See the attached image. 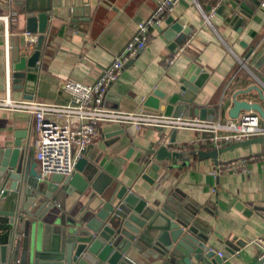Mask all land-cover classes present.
<instances>
[{"label":"crops","instance_id":"obj_1","mask_svg":"<svg viewBox=\"0 0 264 264\" xmlns=\"http://www.w3.org/2000/svg\"><path fill=\"white\" fill-rule=\"evenodd\" d=\"M54 1L56 7L52 6L35 72L28 84L21 80L24 89H17L12 81L11 65L25 33L26 16L37 14V11L31 12L32 8H45L47 3L0 0V17L13 18L16 14V20L9 23L7 30L0 20V98L5 97L8 63L12 100L66 104L69 97L63 93L61 85L68 80L92 82L123 50L133 37L136 25L148 19L156 5V0H88L89 20L81 21L85 16L77 15L75 24L71 22L73 16L66 0ZM198 1L205 12L218 3L217 0ZM233 1L235 9L227 3L221 14L217 12L211 18L212 28L204 24L190 0L179 2L164 18L160 31L157 28L150 30L145 48L124 65L118 80L109 85L103 106L126 113L139 112L143 99L153 90L167 94L176 92V81L190 64L209 74L194 99V107L206 108L208 119L220 115L223 122L228 121V110L237 91L257 86L264 96V88L257 83V80L264 83V7L260 6L264 0ZM234 16L239 20L235 28L231 23ZM169 19L190 29L189 36L180 34L177 38L179 46L175 51L181 47L184 50L172 65L166 63L173 52L167 49L168 43L163 38ZM249 50L255 52V57L249 59L246 66L254 78L241 65ZM25 89L33 93L32 100L23 98ZM236 100L259 104L264 112V103L255 91L237 96ZM26 123H33L31 115L0 111V146L6 135L14 132L16 125ZM123 128L129 127L110 123L99 125L96 136L87 146V156L95 163V173L89 174L93 189L88 188L76 207L72 206L74 198H67L66 210L72 208L77 213L93 190L110 197L121 187H126L149 204L161 206L168 202L196 212L197 219L203 224L201 228L209 236L208 246L216 254H225L221 264H256L259 250L255 246L242 247L237 255L230 252L239 249L247 239L264 238V144L224 152L217 159L189 154L185 157L187 160L176 161L174 166L169 162L162 163L159 170L154 171L151 169L154 162L148 164L149 156H144L138 149L128 154V150L133 142L143 147L153 146L160 134L167 139L171 131L160 133L154 128H141L135 138L126 133L111 135ZM197 137L194 132L179 131L177 147H186ZM36 140L37 133L32 125L30 156L33 160ZM200 149L212 151L211 146ZM244 158L248 160L246 172L214 175L218 165ZM144 175L149 182L143 179ZM129 256L138 262L136 254Z\"/></svg>","mask_w":264,"mask_h":264},{"label":"water","instance_id":"obj_2","mask_svg":"<svg viewBox=\"0 0 264 264\" xmlns=\"http://www.w3.org/2000/svg\"><path fill=\"white\" fill-rule=\"evenodd\" d=\"M41 1L43 4L46 1V7L32 8L31 12L38 13H30L25 19V32L37 35L35 44L29 48L21 37L17 55L12 58V81L17 89H24V84H28L35 72L52 6L56 7L54 0ZM66 2L73 16L72 23H77V15L85 16L81 21L89 20L88 0ZM227 3L235 9L234 1L226 0L219 6L218 14ZM231 23L234 28L238 26V17L234 16ZM166 24L168 28L163 32V38L168 43L167 49L175 52L179 46L177 38L180 34L189 36L190 29L172 19ZM252 51H248L245 60ZM208 77L207 72L190 64L176 81V92L167 94L153 90L143 99L141 109L165 116L186 114L208 119L206 108L194 107V99ZM21 80H24L23 86ZM251 91L257 92L264 103L262 91L257 86L237 91L228 110L229 119L236 120L241 113L254 112L264 122V112L259 104L236 100L237 96ZM32 95L25 89L23 98L32 100ZM157 131L163 132L161 128ZM178 132L172 130L167 139L160 134L153 146L143 147L133 142L128 154L134 149L140 150L150 157L149 166L154 162L151 169L158 171L160 164L169 162L174 166L176 161H184L189 154L217 159L224 152L264 144V137H256L211 152H177ZM125 133L135 138L137 130L123 128L111 135ZM31 139L32 123L18 124L0 146V264H221L224 260L223 252V259H219L208 246L209 236L201 228L203 224L197 219L196 212L168 202L161 206L149 204L126 187H121L110 197L93 190L77 213L72 208L66 210L67 198H74L72 206L76 207L88 188L93 189L89 174L95 173V163L87 156L88 148L76 162L72 174H54L39 180L37 164L30 156ZM143 179L149 182L146 175ZM244 246L230 252L231 255ZM130 253L139 257L138 262L129 256ZM256 264H264V259Z\"/></svg>","mask_w":264,"mask_h":264},{"label":"built area","instance_id":"obj_3","mask_svg":"<svg viewBox=\"0 0 264 264\" xmlns=\"http://www.w3.org/2000/svg\"><path fill=\"white\" fill-rule=\"evenodd\" d=\"M181 1L156 0L155 9L150 17L136 25V31L131 40L92 82L82 83L72 80L64 82L61 85V90L69 97L66 104L12 100L9 96V65L6 63L7 87L5 97L0 98V111L25 113L32 116V125L37 133L34 160L38 167L39 180H44L54 174L64 176L72 174L76 162L82 157V153L96 136L98 127L102 123L134 127L137 131L141 128H161L163 131L185 130L198 134L197 139L189 141L186 147H177L175 149L177 152H181L182 149L188 152H197L201 150V146H211L212 150H218L252 138L264 137V123L254 112H245L236 120L229 119L223 122L220 115L213 120H203L193 115L172 117L162 113L145 112L142 109L139 112L126 113L103 106L109 85L118 80L124 65L135 59L145 48L150 30L159 28L164 18L171 14ZM217 1V6H213L208 12H205L198 0H190L204 24L211 28V18L217 14L219 6L226 0ZM260 6L264 7V2ZM0 20L7 30L9 23L16 20V14H13V18L0 17ZM22 37L26 46L32 48L37 35L25 32ZM183 50L184 47H181L173 52L166 60L167 65H172ZM254 57L255 52L252 51L249 58L241 64L253 78L254 76L246 64L249 59ZM257 81L264 88V83ZM163 138H165L164 135ZM247 162L248 160L244 158L218 165L214 175L244 173L247 171ZM245 246L258 248V260L264 259V238L247 239ZM240 252L239 250L234 255ZM216 256L219 259L224 257L221 252H217Z\"/></svg>","mask_w":264,"mask_h":264},{"label":"trees","instance_id":"obj_4","mask_svg":"<svg viewBox=\"0 0 264 264\" xmlns=\"http://www.w3.org/2000/svg\"><path fill=\"white\" fill-rule=\"evenodd\" d=\"M200 151H204L205 152V151H210V150L209 149H205V150H200Z\"/></svg>","mask_w":264,"mask_h":264}]
</instances>
